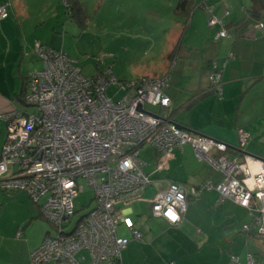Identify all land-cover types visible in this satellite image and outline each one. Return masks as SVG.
Returning <instances> with one entry per match:
<instances>
[{
	"label": "built area",
	"instance_id": "1",
	"mask_svg": "<svg viewBox=\"0 0 264 264\" xmlns=\"http://www.w3.org/2000/svg\"><path fill=\"white\" fill-rule=\"evenodd\" d=\"M9 3L0 4V21L9 16ZM207 27L220 26L216 39L226 31L218 17L207 13ZM228 15V13H226ZM255 28L264 31V25ZM25 57L39 69L26 74L22 105L32 113L11 111L1 116L7 125L0 154V187L5 193H23L52 227L29 264H113L130 240L118 235L123 226L140 241L126 205L138 200L151 185L139 159L142 147L153 149L156 172L168 166L172 153L189 145L196 159L221 176V182L206 180L196 187L170 183L151 202L150 214L169 226L182 223L187 201L214 191L221 199L255 212L256 235L264 239V163L247 157L230 159L225 144L179 129L166 112V78H142L119 82L110 70L85 77L62 50L35 41ZM209 76L210 91L221 98V74L214 61ZM118 86L123 96L117 102L107 94ZM156 110L157 112H154ZM238 149L244 151L250 135L236 131ZM250 164L257 166L256 170ZM93 192L94 207L79 217L73 200L83 185ZM243 231H249L243 226ZM232 264H239L231 257ZM247 264H255L252 255Z\"/></svg>",
	"mask_w": 264,
	"mask_h": 264
},
{
	"label": "crops",
	"instance_id": "2",
	"mask_svg": "<svg viewBox=\"0 0 264 264\" xmlns=\"http://www.w3.org/2000/svg\"><path fill=\"white\" fill-rule=\"evenodd\" d=\"M42 1L0 0V4H10L9 17L0 21V154L7 133L1 116L11 111L22 113L19 104L22 105L20 95L24 78L28 71L35 69L33 65H38L24 54L30 51L34 41L58 50L51 45V35L57 30L52 26V17L47 21L44 17H31L32 6ZM46 1L49 7L54 2ZM58 1V5H64V1ZM80 2L84 4L83 0ZM177 2H164L163 5L171 13ZM193 2L195 7L187 19L182 38L181 21L174 12L172 27L164 31L167 49L162 55L166 59L164 69L157 76L139 79H167L169 112L182 130L225 144L235 152V155L228 154L230 159L247 157L264 163V31L255 28L257 23L264 25V9L259 11L257 6L259 2L264 4V0ZM59 9L55 8L56 14ZM208 11L221 20L225 37L216 39L220 26L207 28ZM58 20L56 15L55 22ZM40 26L49 34L37 33ZM185 40H188L187 46ZM176 46V55L167 59ZM214 61L222 72L221 98L216 100L210 98L213 93L209 89ZM237 129L247 132L250 140L244 151L236 155ZM138 155L140 158V153ZM153 156L156 165L158 155L155 152ZM250 168L256 170L257 166L250 164ZM163 171L167 172L166 177L157 179L155 166L147 170L144 167L151 185L138 200L126 205L131 211L128 217L141 234V241L129 242L121 253V264H232L231 257L239 264H247L248 255L254 257L255 264H264V239L256 235L254 228L256 213L221 199L214 191L189 199L182 223L177 226H169L162 219L152 217V200L170 183L193 187L206 180L213 184L221 182L220 174L198 161L190 146L174 151ZM156 182L161 184L158 190L153 187ZM21 208L29 211L23 220L18 218ZM2 210L10 212L12 227L0 219V264H29L30 254L44 239L32 241L26 234V228L32 218L37 219L36 210H39L23 193H5L0 187V215ZM243 226H248L249 231L244 232ZM120 227L122 238L131 239V232Z\"/></svg>",
	"mask_w": 264,
	"mask_h": 264
},
{
	"label": "rangeland",
	"instance_id": "3",
	"mask_svg": "<svg viewBox=\"0 0 264 264\" xmlns=\"http://www.w3.org/2000/svg\"><path fill=\"white\" fill-rule=\"evenodd\" d=\"M83 1L84 9L89 17L85 26H78L69 20L64 5L62 3L58 5V0H54L51 7L48 6L46 0L41 3L36 2L37 6L34 4L31 9L33 18L44 17L47 21L52 17L53 25H51L55 26L57 30L51 35V45L66 53L74 66L82 71L83 76L94 77L110 70V74L115 76L119 82L132 83L143 76L153 77L160 74L164 69L163 63L166 62L162 56L167 50L164 31L167 32L174 23V18L171 16L174 9L170 13L163 3L174 2V0ZM56 7H60L58 14L55 11ZM56 15L59 17L57 23L55 22ZM262 20L264 21V18ZM158 21L162 23H158ZM181 28L180 25V39L185 31L182 32ZM37 33L49 34L42 26L38 28ZM186 41L188 40H185L184 45L187 44ZM33 67L40 68L36 64ZM118 86V84L114 85L107 90V94L112 97L113 102H117L123 96V93L118 92ZM210 98L216 100L217 96L210 95ZM19 106L22 113L34 111L21 104ZM154 112L157 111L154 110ZM139 153L140 159L148 164L145 166V170L150 167L154 169L155 158L153 155H155V151L145 146L139 150ZM156 173L158 174L155 178L161 179L166 177L167 172ZM159 183H154L155 190L161 188ZM83 187V193H79L73 200L74 210L77 214L72 226L79 217L87 214L94 207L93 192L85 185ZM36 212L37 219L32 218L30 226L26 228V234L32 241L39 242L45 237L47 231L52 235H54V231L51 225L40 216L39 211L36 210ZM28 213L29 211L21 208L18 214L19 220L27 218ZM0 219L12 227L9 211L2 210ZM118 235L123 236L121 227H118Z\"/></svg>",
	"mask_w": 264,
	"mask_h": 264
},
{
	"label": "trees",
	"instance_id": "4",
	"mask_svg": "<svg viewBox=\"0 0 264 264\" xmlns=\"http://www.w3.org/2000/svg\"><path fill=\"white\" fill-rule=\"evenodd\" d=\"M64 1V6H65V9H66V14H67V18L69 20H71L72 22H75V24H77L78 26H85L86 25V21L89 19V17L87 16V12L85 11L84 9V6L83 4L80 2V0H62ZM257 6L259 8V11L263 10L264 9V4L262 2H259L257 3ZM195 7V4L193 2V0H178L175 8H174V14L175 16L179 19L180 22V25H181V31L183 32L185 29V26L187 24V19L190 17L191 15V12L193 11ZM10 14V13H9ZM258 15V14H257ZM9 17V16H8ZM7 17V18H8ZM6 18V19H7ZM208 19V18H207ZM257 24H262V23H257ZM256 24V25H257ZM263 25V24H262ZM208 28V27H207ZM184 33V32H183ZM44 45V44H43ZM46 46V45H45ZM48 47V46H46ZM50 48V47H48ZM52 49V48H50ZM55 50V49H53ZM176 52H177V46L175 47V49L168 55L167 59L171 60L173 58V56L176 55ZM30 58V57H29ZM38 64V63H37ZM39 65V64H38ZM40 66V65H39ZM34 70V69H33ZM217 70L218 72L221 74V70L218 68L217 66ZM211 71H212V68H211ZM25 82H24V85H23V88H22V92H21V95H20V99L22 100V97L26 91V77L24 78ZM222 82V80H221ZM126 83V82H124ZM211 88V85L209 83V89ZM165 94H166V91H165ZM215 95V94H213ZM167 96V94H166ZM168 97V96H167ZM169 98V97H168ZM218 98V97H217ZM20 100V101H21ZM170 100V99H169ZM22 103V101H21ZM171 103V101H170ZM171 106V105H170ZM169 115V117L171 118V120L173 121V114H171V112H169V109L166 111ZM174 122V121H173ZM189 132V131H187ZM192 133V132H190ZM194 135H199V136H202L200 134H196V133H193ZM205 137V136H204ZM186 146H189V145H186ZM184 147V146H183ZM182 147V149H183ZM227 147V146H226ZM192 149V148H191ZM228 151H227V156L229 153H235L234 150L228 148ZM236 151V155L238 153H241L242 151H240L237 147V149L235 150ZM235 155V154H234ZM233 155V156H234ZM238 159H241L239 158L238 156H236ZM140 159V158H139ZM141 160V159H140ZM142 161V160H141ZM143 162V161H142ZM202 184V183H201ZM193 187H196V186H193ZM146 190V189H145ZM93 201V199H92ZM131 220V219H130ZM132 221V220H131ZM134 226V225H133ZM135 230V229H134ZM137 231V230H135ZM138 232V231H137ZM132 238V237H131ZM131 241V239H129ZM141 241V240H140ZM113 264H121V262L119 260H113L112 261Z\"/></svg>",
	"mask_w": 264,
	"mask_h": 264
},
{
	"label": "water",
	"instance_id": "5",
	"mask_svg": "<svg viewBox=\"0 0 264 264\" xmlns=\"http://www.w3.org/2000/svg\"><path fill=\"white\" fill-rule=\"evenodd\" d=\"M179 129H182L181 127H178Z\"/></svg>",
	"mask_w": 264,
	"mask_h": 264
},
{
	"label": "bare ground",
	"instance_id": "6",
	"mask_svg": "<svg viewBox=\"0 0 264 264\" xmlns=\"http://www.w3.org/2000/svg\"><path fill=\"white\" fill-rule=\"evenodd\" d=\"M252 165V164H251Z\"/></svg>",
	"mask_w": 264,
	"mask_h": 264
}]
</instances>
